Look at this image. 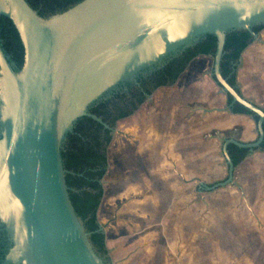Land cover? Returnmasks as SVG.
<instances>
[{
  "label": "water",
  "instance_id": "1",
  "mask_svg": "<svg viewBox=\"0 0 264 264\" xmlns=\"http://www.w3.org/2000/svg\"><path fill=\"white\" fill-rule=\"evenodd\" d=\"M0 16L10 20L23 49L15 68L0 39V224L10 243L1 264H107L68 196L60 153L66 134L81 117L117 133L90 105L206 34L216 39L209 74L231 96L230 105L257 116V136L219 138L226 176L199 185L213 190L232 183L243 196L227 144L253 152L263 138L264 107L227 82L220 61L230 31L246 30L263 43L252 27L264 24V0H80L47 18L26 0H0ZM105 226L98 222L97 231Z\"/></svg>",
  "mask_w": 264,
  "mask_h": 264
},
{
  "label": "crops",
  "instance_id": "2",
  "mask_svg": "<svg viewBox=\"0 0 264 264\" xmlns=\"http://www.w3.org/2000/svg\"><path fill=\"white\" fill-rule=\"evenodd\" d=\"M258 34L263 43L252 40L242 51L236 68V81L243 97L264 107V28ZM209 65L211 67V57L207 55L194 57L173 84L157 87L149 99L145 100L144 103L152 102L155 106L153 116L145 113L144 120L141 121L144 136L141 149L145 155L143 160H153L151 167L153 172L148 170L145 178L165 182L178 179L176 177L178 176L187 181L185 177L190 170L184 168V162L221 160L222 155L216 157L210 152L216 145L221 147L220 139L233 136L244 142L255 140L257 133L253 118L247 114L230 111L226 95L219 91L218 85L209 74ZM215 99L219 100L218 105L214 103ZM196 105L202 109L199 116L196 114L198 108ZM226 107L228 109L209 111L213 108ZM204 125L207 133L204 138H200L202 130L197 131L195 128ZM162 160H170L175 170L160 172ZM192 168L193 166L191 173ZM235 168L239 182L242 185L247 182L250 184V191L246 190L245 194L249 199L251 212L256 215L255 224L252 221L244 224L226 222L221 210L225 207L219 206L218 219L213 221L211 226L209 222H202L205 226L199 228L200 238H209L210 234L216 238H225L226 234L231 235L230 232L226 233V230L232 227L250 229L249 234H255L250 236L251 239L257 237L264 241L262 233L255 231L264 230V190L262 191L260 186V182H264V151L254 150L248 153ZM163 184L167 187L166 190H163L164 187L159 188L160 194L154 197L170 196V205H166L165 210H162L161 206L157 207L158 202L159 205L162 203V198L158 201L155 197L151 203L157 208L147 213L148 200L135 195L137 191L132 185H128L129 188H124L122 192H112L109 204L104 207L101 203L97 208V221L106 224L104 243L113 264H151L156 260L162 264L166 259H192L190 256L194 248L193 243L188 242V238H193L195 233L194 211L186 199L193 196V188L177 190L170 184ZM162 191L166 192L163 194ZM182 236L186 239L185 244ZM172 239L174 241L169 247ZM183 245H186V248ZM168 255H174V258H168Z\"/></svg>",
  "mask_w": 264,
  "mask_h": 264
},
{
  "label": "rangeland",
  "instance_id": "3",
  "mask_svg": "<svg viewBox=\"0 0 264 264\" xmlns=\"http://www.w3.org/2000/svg\"><path fill=\"white\" fill-rule=\"evenodd\" d=\"M209 70H211L210 65ZM216 99L214 103L218 105L220 102ZM205 105H202V107H206ZM196 107H198L196 108V114L199 116L202 113V109H200L199 105H196ZM154 110L155 106L152 102L151 104L143 102L131 116L117 122L116 129L118 132L114 135L109 148L106 150L107 166L101 178L102 197L99 205L102 203V205L106 207L111 201L112 192H122L124 188H129L128 185H132V188H135L137 191L135 195L143 196L148 200L146 203L147 213L150 210L155 211V209L160 206L162 210H165L164 208H166V205H170V196L161 197L162 203L159 205L158 202L157 207H154V204L151 203L152 198L155 197L160 201L161 198L159 196L154 197V195L160 194L159 188L161 187H164L165 189L163 190H166L167 187H165L163 183L170 184L172 188H176L177 190L181 188L183 190H190L193 188V196L186 199L187 203L193 206L194 211L193 222L195 233L193 238H188V242L193 243L194 248L190 256L192 259H166L162 261V264H264V241H262V239H257V237L251 239L250 236L255 234H249V232H251L250 229H233L229 227L230 229H227L226 233L230 232L231 235L234 233L236 238H234V235H232V237L228 234H226L225 238H216L213 237L212 234H210L209 238H200L201 229L199 228L205 226V223L202 222H209L211 226L212 222L218 219L219 206L225 207V209L221 210L222 216L223 214L225 215L226 222L244 224V222L252 221L255 224L256 221V215L254 212H251L250 202L245 194L246 190L250 191V184L247 182L245 185H242V183L239 182L235 174L236 168H234L233 171V180L242 189L243 196L239 188L232 183L213 190H199L197 187L199 183L212 184L225 178L226 166L221 157L220 145H216L210 152L214 153L216 157H221V160H187L186 163L184 162V168H188V171L190 170L185 177L188 179L187 181L182 180L178 176H176L178 179L175 178V180L172 181L166 180L165 182L160 180L155 181L149 177L145 178V173H148V170L153 172V168H151L153 167V160H143L145 155L141 149L144 141V136L142 134L143 123L141 124V121L143 122L145 113L153 116ZM195 130H202L200 138L206 136V125L198 128L196 127ZM169 161L170 160H162L163 163L160 172H173L175 170V167L170 164ZM191 166H193L192 173ZM263 185L264 182H260L262 191L264 190ZM164 192L166 191H162L163 194ZM117 201L116 199V202ZM174 204L175 203L172 205L175 206ZM237 210L238 212H235ZM167 231L168 233L170 232V230ZM185 231L184 229L183 232L185 233ZM255 231L259 234L261 232V235L264 236V230L257 229ZM210 233H212V230ZM181 238L185 244V237L182 236ZM173 241L172 239L169 247H171ZM183 246L186 248V245ZM169 257L174 258V255H168V258ZM109 260L112 262L110 258ZM151 264H159V261H152Z\"/></svg>",
  "mask_w": 264,
  "mask_h": 264
},
{
  "label": "trees",
  "instance_id": "4",
  "mask_svg": "<svg viewBox=\"0 0 264 264\" xmlns=\"http://www.w3.org/2000/svg\"><path fill=\"white\" fill-rule=\"evenodd\" d=\"M28 4L37 11V13L47 18L57 12L63 11L80 0H26ZM264 24L255 25L252 30L258 33ZM0 39L1 46L9 52L15 63L20 65L21 44L18 34L10 22L4 16H0ZM252 36L246 30L230 31L225 36L223 55L220 61V72L227 82L233 86L239 93L236 81V68L240 60L242 51L251 43ZM216 39L211 34L204 35L196 44L188 47L167 60L159 69L152 71L151 75L154 81L151 85L144 89L145 95H150L154 89L159 86L169 85L175 82L180 73L185 69L189 61L198 55L213 56L215 50ZM21 51V50H20ZM214 80V77H212ZM215 81V80H214ZM141 94L137 100V104L141 103L144 98ZM241 94V93H240ZM227 104L230 105L231 96L226 94ZM106 108V102H101L96 108L90 111L97 116H101L102 120L112 124L119 116L130 114L131 109L114 116L112 121H107V115L100 111ZM233 113H243L250 115L256 123L257 116L244 108L240 104L234 102L229 106ZM85 119L89 125L85 127L82 119ZM78 118L73 125L71 132L66 134V138L61 147V158L63 167L67 170L64 174V180L68 188V196L73 209L83 224V227L89 234V240L96 253L103 258L105 263L110 264L104 243V234L97 231L98 221L96 211L102 197V185L100 179L103 177L106 166V144L109 140L108 130L103 129L105 133L104 141L99 142L94 136V131L88 128L96 126L102 129V125L91 118ZM263 138L258 147L254 150L264 151V121L262 123ZM95 129V128H94ZM227 152L233 166L236 167L247 155L248 149L238 147L232 143L227 144ZM211 185V184H207Z\"/></svg>",
  "mask_w": 264,
  "mask_h": 264
},
{
  "label": "flooded vegetation",
  "instance_id": "5",
  "mask_svg": "<svg viewBox=\"0 0 264 264\" xmlns=\"http://www.w3.org/2000/svg\"><path fill=\"white\" fill-rule=\"evenodd\" d=\"M2 49H3L4 53L9 56V60L14 63V67L19 68L21 66L22 60H23L22 45H21V49H20L21 51L19 50L20 59H21L20 65H17L15 63V60L13 59L12 55L9 52H7V50L4 47H2ZM151 72L152 71L147 72L146 74H139L136 77L135 82H125L123 84L116 86L115 88L110 90L108 92V94H106L103 98H100V99L94 101L90 105L89 111L92 108H96L101 102H106V108H102V109H100V111L104 112L107 115V121L111 122L114 116H118L120 113L131 109L135 105L136 108L133 109V111L130 114L122 116V117L118 116L113 121L112 124H109L108 122L104 121L110 128L116 129V124L118 121L131 116L133 114V112L135 110H137L138 107L143 102H145L146 96H148V95L144 94V89L149 87L151 85V83L154 81V78L151 75L152 74ZM153 91H152V93H153ZM141 94H144L143 101L141 103L137 104V100ZM81 118H83V117H81ZM85 118H89V117H85ZM101 119H102V117H101ZM82 121H83V125L85 127H87L89 125V123L84 118L82 119ZM103 129H107L108 130L107 135H109V140L106 144V150H107L109 148V145L111 144V141H112L114 135L116 134V132L112 133L111 129L105 128L103 126H102V129H97V130H96L95 125H93V127H91V128H88L89 131L95 130L94 136L96 137V140L99 142L104 141L105 133H104ZM199 184H203V183H199ZM199 184L197 186L199 188V190L204 189L203 186L202 185L200 186ZM9 246H10V243L8 241V237L5 233V231L3 230V227L0 224V264L2 263V261L4 259V255L7 252V249ZM110 264H112V262H110Z\"/></svg>",
  "mask_w": 264,
  "mask_h": 264
}]
</instances>
